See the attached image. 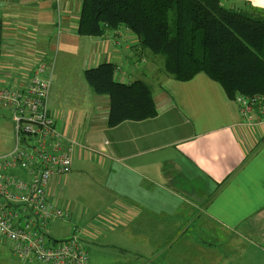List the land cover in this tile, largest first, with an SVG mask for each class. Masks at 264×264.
<instances>
[{
    "label": "crops",
    "instance_id": "obj_1",
    "mask_svg": "<svg viewBox=\"0 0 264 264\" xmlns=\"http://www.w3.org/2000/svg\"><path fill=\"white\" fill-rule=\"evenodd\" d=\"M222 4L264 15V0ZM81 5L0 0V47L8 58L0 79L19 87L41 60L52 59L55 68V61L81 57L84 80V71L110 63L117 82L151 88L157 115L109 128L108 99L96 95L89 104L92 98L79 97L86 110L79 129L49 92L57 130L78 144L71 173L49 186L52 200L69 213L63 221L79 226L94 264L147 261L171 240L178 245L160 253L161 264H241L246 241L250 248L264 244V125L245 124L235 101L204 74L176 81L156 58L139 68L144 49L125 27L101 37L78 35ZM200 238L213 244L199 245L194 239ZM3 247L0 264H8Z\"/></svg>",
    "mask_w": 264,
    "mask_h": 264
},
{
    "label": "trees",
    "instance_id": "obj_2",
    "mask_svg": "<svg viewBox=\"0 0 264 264\" xmlns=\"http://www.w3.org/2000/svg\"><path fill=\"white\" fill-rule=\"evenodd\" d=\"M223 0H82L77 34L101 37L125 27L141 48L164 58V73L176 81L204 74L227 98L264 99V15L227 9ZM97 96L108 99L109 128L157 115L151 88L122 84L115 66L103 63L83 73Z\"/></svg>",
    "mask_w": 264,
    "mask_h": 264
},
{
    "label": "built area",
    "instance_id": "obj_3",
    "mask_svg": "<svg viewBox=\"0 0 264 264\" xmlns=\"http://www.w3.org/2000/svg\"><path fill=\"white\" fill-rule=\"evenodd\" d=\"M53 68L52 59L41 60L19 87L0 79V108L13 114L14 129L13 149L0 156V244L27 263L88 264L76 228L65 240H54L49 230L50 222L69 219L50 198L49 186L52 178L71 173L78 146L57 130L49 108ZM234 101L245 124L264 125L263 98L237 95Z\"/></svg>",
    "mask_w": 264,
    "mask_h": 264
},
{
    "label": "rangeland",
    "instance_id": "obj_4",
    "mask_svg": "<svg viewBox=\"0 0 264 264\" xmlns=\"http://www.w3.org/2000/svg\"><path fill=\"white\" fill-rule=\"evenodd\" d=\"M3 50L4 48H2L1 45L0 66L8 61V58H3ZM144 57L146 61L144 64L141 63V65H139L136 63L139 68L144 69L150 66L151 59L156 58V60H158L159 62L160 69L164 72V58L162 56L153 55L150 51L144 50ZM81 60V57H75L67 60H64L63 58L55 61L53 82L50 89V94H52V101L55 103L54 105L58 107H60V105H63V111L67 114L68 119L72 124H77V128L79 129H82L85 126L86 119L84 116H82V112L86 110L82 108L83 105L80 102L76 103V100H78L79 97L85 98L86 100L92 98L88 101V103L90 104L91 101L95 98L94 96H96L87 86L85 81L82 80L81 73L83 69V63H80ZM149 78L150 83H153L152 75H150ZM49 107L51 108V105ZM13 146V114L9 113V111L7 110H3L0 108V156L10 152L13 149ZM61 191L62 185L60 184L56 188V196H60ZM73 228H76L81 234L79 226L69 227L68 223L63 220H56L49 223V230L51 233L50 235L54 240H65L69 238ZM186 235L188 236L189 234ZM194 241L202 246H209L213 244V242L207 238L194 239ZM246 243L247 245L245 247V253L240 256L242 259L241 264H264V244L256 242V244H254V247L250 248L248 246L249 243L247 241ZM177 245L174 243V240L166 242V244L161 246L160 251L158 250V254L154 253L150 256L149 260L138 261L134 264H146V262H148L147 264H161L163 255H161L160 253L170 252ZM3 246L7 248V252H5V254L9 259L8 264H22L19 260L16 259V257L12 255L6 245L0 244V256L4 248ZM153 259H156V261H154ZM89 260L90 261L88 262V264H94L90 256Z\"/></svg>",
    "mask_w": 264,
    "mask_h": 264
},
{
    "label": "water",
    "instance_id": "obj_5",
    "mask_svg": "<svg viewBox=\"0 0 264 264\" xmlns=\"http://www.w3.org/2000/svg\"><path fill=\"white\" fill-rule=\"evenodd\" d=\"M0 40H1V33H0Z\"/></svg>",
    "mask_w": 264,
    "mask_h": 264
}]
</instances>
